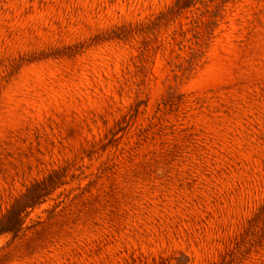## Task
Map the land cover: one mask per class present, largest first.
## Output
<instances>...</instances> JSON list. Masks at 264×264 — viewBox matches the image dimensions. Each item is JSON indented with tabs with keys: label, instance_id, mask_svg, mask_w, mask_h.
Returning a JSON list of instances; mask_svg holds the SVG:
<instances>
[{
	"label": "rangeland",
	"instance_id": "rangeland-1",
	"mask_svg": "<svg viewBox=\"0 0 264 264\" xmlns=\"http://www.w3.org/2000/svg\"><path fill=\"white\" fill-rule=\"evenodd\" d=\"M0 264H264V0H0Z\"/></svg>",
	"mask_w": 264,
	"mask_h": 264
}]
</instances>
